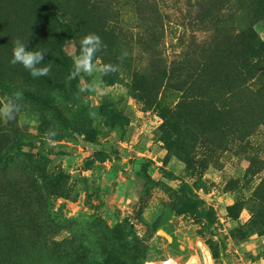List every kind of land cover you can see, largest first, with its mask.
Masks as SVG:
<instances>
[{
	"label": "rangeland",
	"instance_id": "1",
	"mask_svg": "<svg viewBox=\"0 0 264 264\" xmlns=\"http://www.w3.org/2000/svg\"><path fill=\"white\" fill-rule=\"evenodd\" d=\"M91 33L119 71L69 82ZM0 81V264H264V0H0Z\"/></svg>",
	"mask_w": 264,
	"mask_h": 264
},
{
	"label": "clouds",
	"instance_id": "2",
	"mask_svg": "<svg viewBox=\"0 0 264 264\" xmlns=\"http://www.w3.org/2000/svg\"><path fill=\"white\" fill-rule=\"evenodd\" d=\"M80 44V54L74 58L73 68L69 76L66 78L67 81L70 82L71 80L76 79L81 73L90 75L94 71H99L103 75H111L116 74L119 71V64H104L98 67L97 63H94L97 53L107 47L99 35L95 33L88 34L81 39ZM46 53L47 52L43 49L28 50V46H26L21 39L17 38L14 41L13 58L11 63L13 65L22 64L25 69L30 71V74L34 78L47 76L51 71L50 66L40 67L45 60ZM79 91L94 92L96 91V85L93 82L86 87H81ZM22 98V92L14 93L13 98L0 108V115L9 120L15 119L16 113L19 112L22 107ZM45 135H55V133L49 130Z\"/></svg>",
	"mask_w": 264,
	"mask_h": 264
},
{
	"label": "trees",
	"instance_id": "3",
	"mask_svg": "<svg viewBox=\"0 0 264 264\" xmlns=\"http://www.w3.org/2000/svg\"><path fill=\"white\" fill-rule=\"evenodd\" d=\"M30 8H31L32 12L31 11H26L27 13H25V14H23V12H22L23 15L20 16V20L22 22H25L32 29V28H34L32 26L33 22L30 21V20L35 16L33 14V12L34 11L37 12L36 13V16L41 17V11L38 9L37 6H35V5H32L31 6V3H30ZM66 25L67 24H65V26ZM68 25H69V23H68ZM59 26L60 27H63V24L60 23ZM51 29H52L53 32L55 31V27H51ZM67 31L71 35H73L75 38L78 37L77 32L74 31V30H71V28H68ZM31 32H32V30H31ZM32 33L35 35L34 32H32ZM45 33L46 32L44 30H39L38 35H42V34L45 35ZM58 36L60 37V34L57 35V33L55 32L54 33V36H52V37H47L46 36L47 37L46 41H44L45 40V37L42 36L41 39H40V41L37 42V45H36V49L35 50L43 49V50L47 51V53L45 55V59L50 58V60H54L55 59L54 52L52 50L51 51H48V50H49V47H50V42L54 41ZM81 39H82V37L78 38V40H80V41H81ZM30 42L31 43L32 42L35 43L36 41L35 40L34 41L31 40ZM33 43H32V45H33ZM0 86L3 87V88H5L6 90H9V91H14L15 88H17L16 86H10L8 84H4L2 81H0ZM22 90L23 89H21V91ZM101 235H102L101 236L102 241H104L103 239L108 238L107 232H102L101 231ZM112 238L114 239L113 242H114V244L117 247L122 246V243H120L119 240L115 236H112ZM102 259L104 261V258H102ZM111 260L113 261V264H143L144 263V258L142 256H136V257H134L133 255H131L130 253H128V251H127V249L125 247H122V249H116L114 255L111 257ZM95 264H103V262H95Z\"/></svg>",
	"mask_w": 264,
	"mask_h": 264
}]
</instances>
